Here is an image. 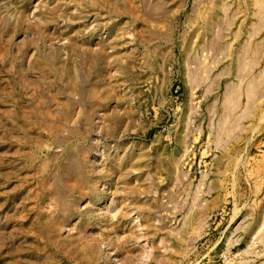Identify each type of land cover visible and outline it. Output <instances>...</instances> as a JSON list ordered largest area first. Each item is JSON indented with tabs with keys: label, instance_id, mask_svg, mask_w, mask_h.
Segmentation results:
<instances>
[{
	"label": "rangeland",
	"instance_id": "rangeland-1",
	"mask_svg": "<svg viewBox=\"0 0 264 264\" xmlns=\"http://www.w3.org/2000/svg\"><path fill=\"white\" fill-rule=\"evenodd\" d=\"M0 264H264V0H0Z\"/></svg>",
	"mask_w": 264,
	"mask_h": 264
}]
</instances>
